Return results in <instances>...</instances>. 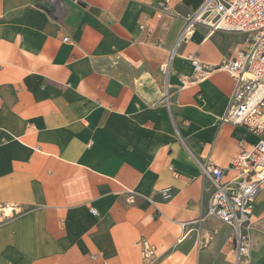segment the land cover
Instances as JSON below:
<instances>
[{"label":"crops","instance_id":"crops-1","mask_svg":"<svg viewBox=\"0 0 264 264\" xmlns=\"http://www.w3.org/2000/svg\"><path fill=\"white\" fill-rule=\"evenodd\" d=\"M160 1L0 0V264H236L201 163L229 179L257 136L220 119L228 72L180 77L245 36L198 22L179 41L204 0ZM254 219L264 264V183Z\"/></svg>","mask_w":264,"mask_h":264},{"label":"built area","instance_id":"built-area-1","mask_svg":"<svg viewBox=\"0 0 264 264\" xmlns=\"http://www.w3.org/2000/svg\"><path fill=\"white\" fill-rule=\"evenodd\" d=\"M169 1L159 2L163 10L169 9ZM198 22L208 25L211 31L245 35L243 46L219 65L190 56L193 71L180 79L182 87H187L209 78L216 68L228 72L234 84L228 109L220 119L242 125L257 136L256 141L240 140V152L231 161L234 176L229 179L224 168L201 163L214 184L208 214L232 227L236 264H247L250 232L257 224V198L264 183V0H204L188 20L179 41ZM92 212L97 214V209L92 208ZM136 243L141 244L144 258L151 262L154 245L147 238Z\"/></svg>","mask_w":264,"mask_h":264},{"label":"water","instance_id":"water-1","mask_svg":"<svg viewBox=\"0 0 264 264\" xmlns=\"http://www.w3.org/2000/svg\"><path fill=\"white\" fill-rule=\"evenodd\" d=\"M39 6L45 7V8H50L51 7V3L46 1V2H42Z\"/></svg>","mask_w":264,"mask_h":264},{"label":"rangeland","instance_id":"rangeland-1","mask_svg":"<svg viewBox=\"0 0 264 264\" xmlns=\"http://www.w3.org/2000/svg\"><path fill=\"white\" fill-rule=\"evenodd\" d=\"M240 36H241V37H242V36L244 37L245 35H244V34H242V33H240ZM243 37H242V38H243Z\"/></svg>","mask_w":264,"mask_h":264}]
</instances>
